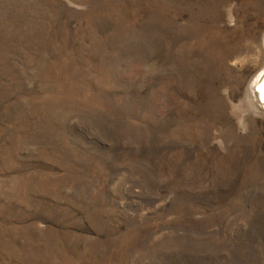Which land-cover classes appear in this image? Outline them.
<instances>
[{"label": "rangeland", "instance_id": "1", "mask_svg": "<svg viewBox=\"0 0 264 264\" xmlns=\"http://www.w3.org/2000/svg\"><path fill=\"white\" fill-rule=\"evenodd\" d=\"M263 69L264 0H0V264H264Z\"/></svg>", "mask_w": 264, "mask_h": 264}, {"label": "bare ground", "instance_id": "2", "mask_svg": "<svg viewBox=\"0 0 264 264\" xmlns=\"http://www.w3.org/2000/svg\"><path fill=\"white\" fill-rule=\"evenodd\" d=\"M252 88L254 90L255 95H263L264 96V69L260 71V73L255 78ZM263 91V92H261Z\"/></svg>", "mask_w": 264, "mask_h": 264}]
</instances>
